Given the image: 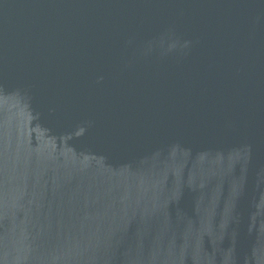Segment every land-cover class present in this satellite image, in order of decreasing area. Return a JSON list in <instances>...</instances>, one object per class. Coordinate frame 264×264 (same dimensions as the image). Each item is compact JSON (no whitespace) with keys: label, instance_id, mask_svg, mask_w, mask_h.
<instances>
[{"label":"water","instance_id":"95a60500","mask_svg":"<svg viewBox=\"0 0 264 264\" xmlns=\"http://www.w3.org/2000/svg\"><path fill=\"white\" fill-rule=\"evenodd\" d=\"M0 264H264V0H0Z\"/></svg>","mask_w":264,"mask_h":264}]
</instances>
